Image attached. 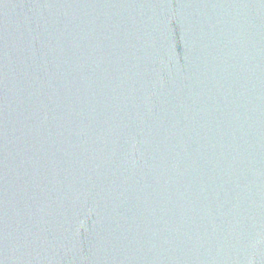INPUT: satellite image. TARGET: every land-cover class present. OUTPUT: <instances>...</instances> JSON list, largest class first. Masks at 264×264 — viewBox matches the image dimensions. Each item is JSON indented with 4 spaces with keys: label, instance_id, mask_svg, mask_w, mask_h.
<instances>
[{
    "label": "water",
    "instance_id": "obj_1",
    "mask_svg": "<svg viewBox=\"0 0 264 264\" xmlns=\"http://www.w3.org/2000/svg\"><path fill=\"white\" fill-rule=\"evenodd\" d=\"M0 264H264V0H0Z\"/></svg>",
    "mask_w": 264,
    "mask_h": 264
}]
</instances>
